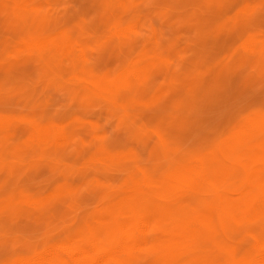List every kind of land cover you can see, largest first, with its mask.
Instances as JSON below:
<instances>
[{"label": "rangeland", "instance_id": "374dc122", "mask_svg": "<svg viewBox=\"0 0 264 264\" xmlns=\"http://www.w3.org/2000/svg\"><path fill=\"white\" fill-rule=\"evenodd\" d=\"M257 114L264 0H0V264L75 234L138 169L162 181L222 148L246 161ZM256 238L264 210L233 217L212 264H260Z\"/></svg>", "mask_w": 264, "mask_h": 264}, {"label": "bare ground", "instance_id": "6f19581e", "mask_svg": "<svg viewBox=\"0 0 264 264\" xmlns=\"http://www.w3.org/2000/svg\"><path fill=\"white\" fill-rule=\"evenodd\" d=\"M35 17L16 18L33 22ZM30 33L36 37L38 31ZM242 133L250 144L246 161L231 163L232 151L222 148L162 181L138 169L131 186L102 214L62 242L14 264H212L228 221L264 210V116L251 118ZM231 172L242 174L238 192L214 202L211 189L224 185ZM256 242L260 252L254 261L264 264V240Z\"/></svg>", "mask_w": 264, "mask_h": 264}]
</instances>
